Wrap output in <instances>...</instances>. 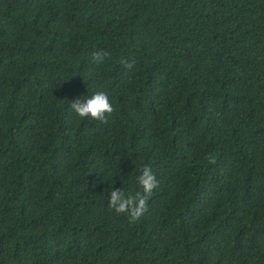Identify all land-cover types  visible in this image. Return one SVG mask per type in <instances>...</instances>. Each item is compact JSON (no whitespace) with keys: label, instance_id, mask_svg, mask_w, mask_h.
Segmentation results:
<instances>
[{"label":"trees","instance_id":"16d2710c","mask_svg":"<svg viewBox=\"0 0 264 264\" xmlns=\"http://www.w3.org/2000/svg\"><path fill=\"white\" fill-rule=\"evenodd\" d=\"M0 264H264V0H0Z\"/></svg>","mask_w":264,"mask_h":264},{"label":"clouds","instance_id":"9594fccd","mask_svg":"<svg viewBox=\"0 0 264 264\" xmlns=\"http://www.w3.org/2000/svg\"><path fill=\"white\" fill-rule=\"evenodd\" d=\"M102 59L100 54H94ZM70 110L79 119L103 121L106 114L113 111L109 96L104 91H96L75 98L70 103ZM123 182V181H122ZM138 190L134 193H125L124 188L110 185L107 191V202L117 214H123L130 221H135L146 210V202L158 186V179L151 167L145 165L137 177Z\"/></svg>","mask_w":264,"mask_h":264}]
</instances>
